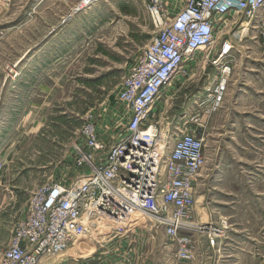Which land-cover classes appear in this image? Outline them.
I'll use <instances>...</instances> for the list:
<instances>
[{
  "label": "rangeland",
  "instance_id": "1",
  "mask_svg": "<svg viewBox=\"0 0 264 264\" xmlns=\"http://www.w3.org/2000/svg\"><path fill=\"white\" fill-rule=\"evenodd\" d=\"M95 1L79 9L82 0H0V264L33 195L75 175L82 126L94 121L109 144L121 132L126 78L187 2L159 0L154 11L153 0ZM251 20L229 16L147 124L204 140L189 257L154 217L138 216L120 233L126 222L86 217V232L49 264H264V21L254 28ZM225 39L232 70L215 106L208 91ZM208 227H225L229 239L211 245Z\"/></svg>",
  "mask_w": 264,
  "mask_h": 264
},
{
  "label": "built area",
  "instance_id": "2",
  "mask_svg": "<svg viewBox=\"0 0 264 264\" xmlns=\"http://www.w3.org/2000/svg\"><path fill=\"white\" fill-rule=\"evenodd\" d=\"M153 1L158 11L159 0ZM234 13L250 17L258 28L264 21V0H187L169 19L126 78L119 100L130 116L121 132L112 135L109 144L98 135L94 121L82 126L84 143L73 144L75 175L33 195L1 264H49L86 232V217L126 222L123 228L115 227L118 233L138 216L154 217L189 257L194 239L190 231L198 227L193 211L196 180L205 164L204 140L194 130L161 135L147 124L166 88L215 44L218 30ZM233 47L225 39L213 60L217 75L209 95L215 106L221 105L227 90ZM225 229L208 227L211 245L227 240Z\"/></svg>",
  "mask_w": 264,
  "mask_h": 264
},
{
  "label": "bare ground",
  "instance_id": "3",
  "mask_svg": "<svg viewBox=\"0 0 264 264\" xmlns=\"http://www.w3.org/2000/svg\"><path fill=\"white\" fill-rule=\"evenodd\" d=\"M88 2H90L89 4H91V3H93V2H96L95 0H88ZM88 4V5H89ZM86 5V4H85ZM82 8H84V7H82ZM210 89V88H209ZM208 94H211V92L210 91H208ZM211 96V95H210ZM225 237L224 238H228L230 235H229V232H225Z\"/></svg>",
  "mask_w": 264,
  "mask_h": 264
},
{
  "label": "crops",
  "instance_id": "4",
  "mask_svg": "<svg viewBox=\"0 0 264 264\" xmlns=\"http://www.w3.org/2000/svg\"><path fill=\"white\" fill-rule=\"evenodd\" d=\"M227 239H229V237H228ZM225 245H226V244H225Z\"/></svg>",
  "mask_w": 264,
  "mask_h": 264
}]
</instances>
